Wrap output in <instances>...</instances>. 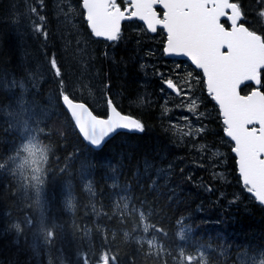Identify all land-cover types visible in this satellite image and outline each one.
<instances>
[{"label":"trees","instance_id":"16d2710c","mask_svg":"<svg viewBox=\"0 0 264 264\" xmlns=\"http://www.w3.org/2000/svg\"><path fill=\"white\" fill-rule=\"evenodd\" d=\"M50 1L41 20L28 14V0H0V264H102L106 250L109 264L113 257L116 264H264V207L240 184L231 147L218 145L228 163L214 158L230 183L203 164L188 167L190 147L163 132V107L147 101L157 87L141 68L140 45L111 52L93 47L90 65L118 105H136L124 110L141 119L145 131L120 133L99 151L84 141L51 67L53 58L62 64L55 24L79 0ZM234 1L246 26L264 36V0ZM36 21L48 28V39H29ZM70 32L87 37L83 27ZM24 113L32 121L25 122ZM184 146L186 156L174 163ZM30 184L40 187L42 198Z\"/></svg>","mask_w":264,"mask_h":264},{"label":"snow or ice","instance_id":"6c2138e0","mask_svg":"<svg viewBox=\"0 0 264 264\" xmlns=\"http://www.w3.org/2000/svg\"><path fill=\"white\" fill-rule=\"evenodd\" d=\"M124 3L125 10H121L117 0H83L82 8L91 33L97 38L116 42L120 39L121 22L133 18L144 22L152 33L161 29L166 39L164 53L185 57L201 70L207 93L218 105L222 116L223 131L234 142L232 151L238 158L242 185L260 205H264V91L253 90L248 95H242L240 91L245 82L262 84L264 36L239 23L244 14L239 5L230 0H124ZM157 6L163 10L162 14L157 11ZM259 15L264 17V11ZM36 31H40V26ZM51 67L59 77L61 73L55 59ZM165 83L168 89L180 92L172 79ZM62 103L77 125L89 124L88 114L77 110L83 103L75 102L68 94H62ZM108 109L107 118H102L109 125L104 136L121 129L145 131L138 119L122 114L110 99ZM189 110L195 111V108ZM90 128L95 131L94 124H90ZM79 130L83 132L84 128ZM184 134L192 135L191 132ZM89 139L93 144L101 143L99 138L90 136ZM155 231L166 236L159 226ZM143 232L148 233L149 227L145 226ZM153 246L149 238L147 248ZM106 252L102 264H109ZM97 264H100L99 259ZM111 264H116L115 257Z\"/></svg>","mask_w":264,"mask_h":264},{"label":"rangeland","instance_id":"374dc122","mask_svg":"<svg viewBox=\"0 0 264 264\" xmlns=\"http://www.w3.org/2000/svg\"><path fill=\"white\" fill-rule=\"evenodd\" d=\"M62 23L63 25H61V23L55 24L57 26V29L56 32H54L55 33L54 41L57 44H59L58 49L62 52L61 53L62 64H60V62H58L55 59L57 63V67L59 68L61 73V75L59 76L60 80L63 83L67 92L72 93L74 94V96L79 98L92 99L96 97L98 103L100 105L102 104V108H103L106 105L104 104V98L107 90L106 88L103 87L101 82L99 83L98 78L100 73L99 72L96 73V76L93 75L94 68L90 65L92 63V53L94 49L97 47V45L88 37L83 38V39H87L85 40L86 44H84L83 43L84 41H82L81 39H76L74 37H71V32L69 34V30L71 29L72 26L69 25L68 16L62 21ZM72 23L74 24V20H72ZM63 26L68 31L62 29ZM133 43L138 44L137 42L132 41V44ZM142 57H144L142 59L143 65L145 67L150 66L151 64L149 63L150 61L149 54L142 55L141 58ZM137 58H139L138 60L140 62V65H142L141 59L138 56V54H137ZM159 62L160 61H158V63ZM183 68L185 72H189L190 75H192V71L188 67H183ZM150 75L152 76L149 77V79L153 77L154 72L150 73ZM158 77L161 79V76ZM185 78L188 79L189 77H185ZM167 79H172V78L167 77ZM160 81L162 85L163 83L166 85L165 79H161ZM191 84L194 85L193 78ZM161 94H163L162 100L160 96ZM190 95L191 94L186 91L185 102L187 101L188 103H194L195 100L192 99ZM147 99L148 98H146V100ZM147 101L152 106H155V108H158L159 105L163 107L161 108V112L163 113V115H161V119H160V125L162 127L163 132L165 133L167 131H171L172 136L177 140L179 144L182 145L188 144V147H190V150L186 146L183 147L184 150L177 149L175 152L176 159L174 160V163L177 160L182 159V157L186 156L185 150L188 149L191 152V154L188 156L189 160L192 161L194 160L193 163L191 164L188 163L189 168H191L192 170H196L198 166L201 167L203 164L206 167V171L209 169L212 173L216 175V177H221V179L228 180V183L231 182V178H230L231 176L228 175L226 172L219 170L222 172L216 173V171H214L216 170V165H218L215 164L216 162V160L214 159L215 157L217 159H222L224 157L226 161L228 160V152L224 150L225 148L220 149L218 145L220 144L226 147L229 146L226 140L221 139L222 131L218 125V115L214 108L212 110L205 111L204 114H201L200 112L197 111L200 103L196 102L195 105L188 107V109L193 107L195 108V111H192L191 115H196L201 117L200 122L198 123V125H196V122L192 120V116H185L183 119L181 118L178 119L175 117V110H177L178 108L176 106H178L180 99H177L174 96H172V92L167 90L166 87L164 88L162 86V89H159L157 93L155 95H152ZM130 105L136 106L133 102H130ZM146 105L148 106L147 103ZM169 107H172V109H170ZM102 108L100 109L101 111ZM171 119H174L173 123L171 122ZM23 120L27 123L32 121L30 115L29 118H27L25 113ZM203 127H205V129ZM200 128L203 129L201 134H205L203 140L201 139V135L199 134V132L196 131V129H200ZM186 132H191L192 135H185L184 133ZM200 145H204V147L201 148ZM190 175L192 174H189L188 176ZM36 179L37 176H35L34 181ZM32 186L33 184H30L29 191H33L36 197L37 195H43L41 193L40 187L34 188ZM42 197L43 196H40L39 198ZM39 198L37 197V199Z\"/></svg>","mask_w":264,"mask_h":264},{"label":"flooded vegetation","instance_id":"af4514ba","mask_svg":"<svg viewBox=\"0 0 264 264\" xmlns=\"http://www.w3.org/2000/svg\"><path fill=\"white\" fill-rule=\"evenodd\" d=\"M118 5L125 10L126 5L124 1H119ZM159 11H161V14H162L163 10H159ZM72 20H74V24L72 23ZM68 22H69V25L72 27H77V28L83 27L84 30L87 32V37L91 39L90 32L88 31L87 26H86L87 24L85 23V14H82V11L77 3L75 4L72 3L70 5V13L68 15ZM125 24L126 25L123 31L125 33L126 40L130 41L131 44H132V41L137 42L138 45H140V50H142L143 54L144 55L149 54V57H150L149 60L151 61V62L149 61V63L151 65L147 67L143 65L144 67L143 70H145L146 72L150 71V73L157 71L158 68L162 66V65L160 66V63H158V61L161 62L164 60V61H167V63L169 62H171L172 64L176 63L175 60L167 59L163 53L166 39H165V33L162 30H158L155 35H151L149 31L144 27V25H142L139 22L132 21V22H128ZM61 25H63L62 22H61ZM64 28L65 27L63 26L62 29ZM81 40L85 41L87 39H81ZM141 62L143 64V60H141ZM179 63H182V62H179ZM109 93H110L109 96H111L112 92H109ZM117 97L119 96L117 95ZM119 107L122 110V112L126 114L127 111H125L124 109L131 108L132 106L127 105L125 100H120ZM106 114L107 112L104 113V115Z\"/></svg>","mask_w":264,"mask_h":264},{"label":"water","instance_id":"95a60500","mask_svg":"<svg viewBox=\"0 0 264 264\" xmlns=\"http://www.w3.org/2000/svg\"><path fill=\"white\" fill-rule=\"evenodd\" d=\"M230 2H232V0H230ZM134 19H137V18H134ZM139 20V19H138ZM243 20V19H242ZM242 20L239 22V23H241V24H243L242 23ZM124 21H126V20H124ZM124 21H122L121 22V29H122V24H123V22ZM140 21V20H139ZM142 22V21H141ZM244 25V24H243ZM245 26V25H244ZM246 27V26H245ZM101 39H103V38H101ZM224 51H226V49L224 50ZM168 57H173V58H177V59H181V60H188L187 58H185V57H177V56H169V55H167ZM190 63H191V61L190 60H188ZM194 66V65H193ZM195 67V66H194ZM197 70H199V69H197ZM199 71H201V70H199ZM251 83H253L254 85H255V87H256V89L255 90H260V91H262L261 90V86H262V84L261 85H256L254 82H245L244 84H242L241 85V89H240V91L242 90V88L244 87V86H246L247 84H251ZM172 90V89H171ZM173 91V90H172ZM173 92H175V93H177L176 91H173ZM242 94V93H241ZM71 98V97H70ZM76 102V101H75ZM82 103V102H81ZM65 106V105H64ZM65 108H66V106H65ZM67 109V108H66ZM78 111H82V112H84V113H87L88 114V120H89V124H81V125H77L75 122V125H76V127L78 128V130L80 129V127H83L84 128V131L83 132H81L80 130H79V132H80V134H81V136L83 137V139L87 142V143H89L91 146H92V148H94L95 150H101L102 148H104V146L111 140V139H113L118 133H120V132H129V133H136V131H129V130H117V131H115V132H112V133H109L107 136H104V131L107 129V127L109 126L108 124H106L103 120H102V118L101 117H98V116H96L95 114H94V112H92V110H91V108L88 106V105H86L85 103H83V105H81L78 109H77ZM68 111V110H67ZM70 114V113H69ZM73 119V118H72ZM74 121V120H73ZM90 124H94L95 125V131L93 132L92 130H91V128H90ZM250 128L252 127V126H249ZM258 127V126H257ZM95 137V138H99V139H101V143L99 144V145H96V144H93L92 142H91V139H89V137ZM228 138V137H227ZM230 139V138H229ZM233 144H234V142H232ZM234 153V152H233ZM235 154V153H234ZM237 160H238V158H237ZM238 164V163H237ZM258 202V201H257ZM259 203V202H258ZM264 206V205H263Z\"/></svg>","mask_w":264,"mask_h":264},{"label":"bare ground","instance_id":"6f19581e","mask_svg":"<svg viewBox=\"0 0 264 264\" xmlns=\"http://www.w3.org/2000/svg\"><path fill=\"white\" fill-rule=\"evenodd\" d=\"M89 103L90 104H94L97 108H99V109H101L102 108V104L100 105L99 103H98V100L97 99H95V100H93V99H91V98H89ZM86 105H88L89 107H90V104H87V103H85Z\"/></svg>","mask_w":264,"mask_h":264}]
</instances>
